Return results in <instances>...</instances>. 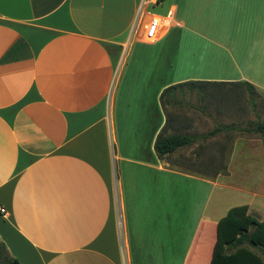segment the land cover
<instances>
[{
  "label": "crops",
  "instance_id": "0c3cea01",
  "mask_svg": "<svg viewBox=\"0 0 264 264\" xmlns=\"http://www.w3.org/2000/svg\"><path fill=\"white\" fill-rule=\"evenodd\" d=\"M167 8L171 24L146 38L148 17ZM243 81L264 95V0H0L7 253L19 264H207L230 206L264 218V163L230 181L236 140L223 172L169 163L213 159L196 140L214 134L157 156L159 93Z\"/></svg>",
  "mask_w": 264,
  "mask_h": 264
},
{
  "label": "rangeland",
  "instance_id": "374dc122",
  "mask_svg": "<svg viewBox=\"0 0 264 264\" xmlns=\"http://www.w3.org/2000/svg\"><path fill=\"white\" fill-rule=\"evenodd\" d=\"M152 10V8H150ZM157 9V8H156ZM179 102L174 106H168L167 111L172 116L171 123L167 129L169 132H201L214 126L229 125L231 128L222 129L214 133V136L208 139H197V142L208 143L209 150L213 146L215 156L209 157V161L186 159L187 156L174 155L169 159L175 165H180L185 169H197L206 171L223 172L227 165V153L231 150L234 140H236V149L231 154L228 162L231 176L230 181L238 183L241 178L244 179L242 172L246 175L251 170V178H255V172H260L262 168L258 165L255 169L250 165L258 160L264 163L260 157L254 154L259 150H264V132L252 130L258 120H264V95H260L255 90H249L245 85L226 84L200 86L190 89L184 88L179 96ZM249 128L242 130L240 128ZM246 138V147L251 150L253 157L245 156L242 160L241 153L238 151L240 145L238 139ZM196 146H194L195 148ZM200 147V145H199ZM223 147L222 152L220 148ZM229 147V150H227ZM241 149V148H240ZM247 153V151H246ZM263 153V152H262ZM227 159V160H226ZM247 168V169H245ZM248 170V171H246ZM239 198H231L229 203H237Z\"/></svg>",
  "mask_w": 264,
  "mask_h": 264
},
{
  "label": "trees",
  "instance_id": "16d2710c",
  "mask_svg": "<svg viewBox=\"0 0 264 264\" xmlns=\"http://www.w3.org/2000/svg\"><path fill=\"white\" fill-rule=\"evenodd\" d=\"M193 82H177L164 87L159 93V102L166 115H169L166 106H172L179 102L184 88L190 89ZM249 90L254 88L249 82L243 81ZM166 124L159 129L153 140V148L157 156L164 157L178 146L189 143L196 137H206L219 130L229 129L231 126H214L203 133L169 132ZM250 130L249 128H240ZM254 131L264 132V120H258L253 127ZM264 148V142L262 143ZM220 150L223 152L224 148ZM229 150V147L228 149ZM169 163L174 164L167 156ZM218 171H215V173ZM247 204H235L216 221L215 238L211 247L210 258L207 264H264V218L258 219L247 213ZM0 264H19L18 260L10 256L5 245L0 241Z\"/></svg>",
  "mask_w": 264,
  "mask_h": 264
},
{
  "label": "built area",
  "instance_id": "2783aa9c",
  "mask_svg": "<svg viewBox=\"0 0 264 264\" xmlns=\"http://www.w3.org/2000/svg\"><path fill=\"white\" fill-rule=\"evenodd\" d=\"M153 3H157L158 0H152ZM171 15L172 11L171 9L167 8L164 13L157 14L153 13L151 14L147 21L144 24V30H145V37L148 39H153L156 37L158 29L161 26H168L171 24ZM0 212H4V208L0 206Z\"/></svg>",
  "mask_w": 264,
  "mask_h": 264
}]
</instances>
